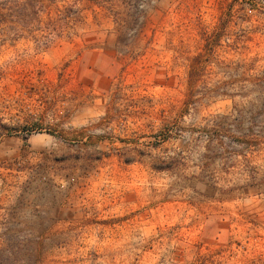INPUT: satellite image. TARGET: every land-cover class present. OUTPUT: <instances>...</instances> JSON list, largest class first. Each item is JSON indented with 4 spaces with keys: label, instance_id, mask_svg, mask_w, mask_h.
Returning <instances> with one entry per match:
<instances>
[{
    "label": "rangeland",
    "instance_id": "374dc122",
    "mask_svg": "<svg viewBox=\"0 0 264 264\" xmlns=\"http://www.w3.org/2000/svg\"><path fill=\"white\" fill-rule=\"evenodd\" d=\"M0 0V264H257L264 0Z\"/></svg>",
    "mask_w": 264,
    "mask_h": 264
},
{
    "label": "trees",
    "instance_id": "16d2710c",
    "mask_svg": "<svg viewBox=\"0 0 264 264\" xmlns=\"http://www.w3.org/2000/svg\"><path fill=\"white\" fill-rule=\"evenodd\" d=\"M11 6L7 8L10 14L5 15V19L12 23L29 25L31 20L36 17L39 8L33 4V0H9L6 2Z\"/></svg>",
    "mask_w": 264,
    "mask_h": 264
},
{
    "label": "built area",
    "instance_id": "2783aa9c",
    "mask_svg": "<svg viewBox=\"0 0 264 264\" xmlns=\"http://www.w3.org/2000/svg\"><path fill=\"white\" fill-rule=\"evenodd\" d=\"M259 239L262 241L264 240V234L259 236ZM258 258H257V264H264V242H260L258 246Z\"/></svg>",
    "mask_w": 264,
    "mask_h": 264
}]
</instances>
